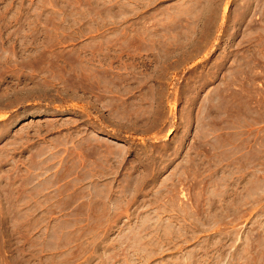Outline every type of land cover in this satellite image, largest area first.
<instances>
[{"label": "rangeland", "instance_id": "obj_1", "mask_svg": "<svg viewBox=\"0 0 264 264\" xmlns=\"http://www.w3.org/2000/svg\"><path fill=\"white\" fill-rule=\"evenodd\" d=\"M0 264H264V0H0Z\"/></svg>", "mask_w": 264, "mask_h": 264}]
</instances>
